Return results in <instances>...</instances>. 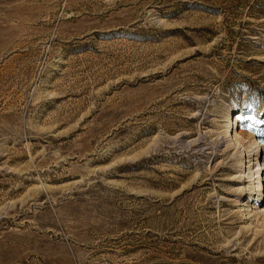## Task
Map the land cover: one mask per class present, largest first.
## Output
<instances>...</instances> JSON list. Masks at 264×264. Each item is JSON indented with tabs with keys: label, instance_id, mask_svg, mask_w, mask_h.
I'll return each instance as SVG.
<instances>
[{
	"label": "rangeland",
	"instance_id": "374dc122",
	"mask_svg": "<svg viewBox=\"0 0 264 264\" xmlns=\"http://www.w3.org/2000/svg\"><path fill=\"white\" fill-rule=\"evenodd\" d=\"M0 264H264V0H0Z\"/></svg>",
	"mask_w": 264,
	"mask_h": 264
},
{
	"label": "bare ground",
	"instance_id": "6f19581e",
	"mask_svg": "<svg viewBox=\"0 0 264 264\" xmlns=\"http://www.w3.org/2000/svg\"><path fill=\"white\" fill-rule=\"evenodd\" d=\"M229 123H230V125L233 124L234 123V119H230V122ZM235 142H236L235 144H237V142L239 143V141H235Z\"/></svg>",
	"mask_w": 264,
	"mask_h": 264
}]
</instances>
